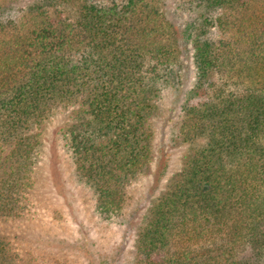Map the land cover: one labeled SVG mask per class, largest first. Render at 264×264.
<instances>
[{"label": "trees", "instance_id": "16d2710c", "mask_svg": "<svg viewBox=\"0 0 264 264\" xmlns=\"http://www.w3.org/2000/svg\"><path fill=\"white\" fill-rule=\"evenodd\" d=\"M50 126L132 235L86 264H264V0H0V264H71L26 245Z\"/></svg>", "mask_w": 264, "mask_h": 264}, {"label": "rangeland", "instance_id": "374dc122", "mask_svg": "<svg viewBox=\"0 0 264 264\" xmlns=\"http://www.w3.org/2000/svg\"><path fill=\"white\" fill-rule=\"evenodd\" d=\"M193 74L191 66L189 86ZM163 97L167 104L168 93ZM50 127L45 135L43 155L34 168L33 207L25 223L33 238L39 236L42 241L39 245L27 243V248H34V255L47 257V261L55 257L67 259L71 264H86V259L101 255L130 257L132 235L122 249L120 244L126 240L123 227L98 215L90 190L75 178L67 151L56 133L51 132L53 126ZM146 183L141 178L135 186L141 190ZM55 240L58 248L48 243Z\"/></svg>", "mask_w": 264, "mask_h": 264}]
</instances>
